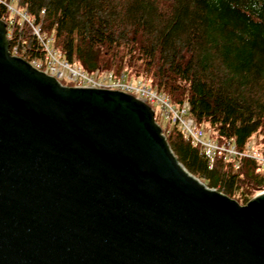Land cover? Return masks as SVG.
<instances>
[{
  "label": "water",
  "instance_id": "obj_1",
  "mask_svg": "<svg viewBox=\"0 0 264 264\" xmlns=\"http://www.w3.org/2000/svg\"><path fill=\"white\" fill-rule=\"evenodd\" d=\"M0 264H264V190L208 187L151 106L60 84L0 18Z\"/></svg>",
  "mask_w": 264,
  "mask_h": 264
},
{
  "label": "trees",
  "instance_id": "obj_2",
  "mask_svg": "<svg viewBox=\"0 0 264 264\" xmlns=\"http://www.w3.org/2000/svg\"><path fill=\"white\" fill-rule=\"evenodd\" d=\"M3 1L16 4L0 3V18L18 56L44 59L38 30L86 73L127 70L174 105L189 103L196 127L217 143L264 153V0ZM163 132L208 187L242 205L264 190L256 159L222 153L210 165L178 123L165 121Z\"/></svg>",
  "mask_w": 264,
  "mask_h": 264
},
{
  "label": "built area",
  "instance_id": "obj_3",
  "mask_svg": "<svg viewBox=\"0 0 264 264\" xmlns=\"http://www.w3.org/2000/svg\"><path fill=\"white\" fill-rule=\"evenodd\" d=\"M0 3L15 11L14 7L3 0H0ZM35 34L42 44L45 56L41 61L29 62L38 70L56 78L60 84L65 86L120 90L135 96L151 106L155 112L156 120L158 118L157 122L162 128L164 125L161 122L165 119L178 123L184 130L185 135L200 147L201 153L207 157L210 165H213L217 156L226 153L230 157L239 155L254 158L264 167V153L262 151L257 150L251 145L243 152L237 150L233 145H221L209 138L204 129L196 127L189 103L184 102L179 106L174 105L166 94L156 91L150 84L141 79H135L127 70H124L120 77H114L113 73L92 76L81 67L69 63L57 49L53 48L51 39L45 35H41L38 30H35ZM16 51L17 48L12 53L17 55Z\"/></svg>",
  "mask_w": 264,
  "mask_h": 264
},
{
  "label": "rangeland",
  "instance_id": "obj_4",
  "mask_svg": "<svg viewBox=\"0 0 264 264\" xmlns=\"http://www.w3.org/2000/svg\"><path fill=\"white\" fill-rule=\"evenodd\" d=\"M11 4L16 8V4H15L14 2H12ZM165 121H167V120H166V119H165V120H162L161 124L164 125V124H165ZM207 136H208V134H207ZM262 137H263V136H260V135H259V136L257 137L256 140H258V139L260 140ZM202 182H203V181H202ZM203 183H204V182H203ZM261 191H263V190L258 191V193L261 192Z\"/></svg>",
  "mask_w": 264,
  "mask_h": 264
}]
</instances>
